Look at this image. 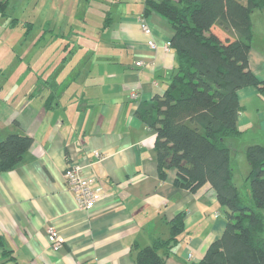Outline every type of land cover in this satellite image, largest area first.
Returning <instances> with one entry per match:
<instances>
[{"label": "crops", "instance_id": "1", "mask_svg": "<svg viewBox=\"0 0 264 264\" xmlns=\"http://www.w3.org/2000/svg\"><path fill=\"white\" fill-rule=\"evenodd\" d=\"M28 1L15 0V8ZM68 1L72 7L57 14L49 11L57 0H36V23L54 24L55 31L26 53L29 64L19 83L0 82V140L16 133L34 141L15 169L0 172V264H136L135 245L144 248L159 237L168 238L169 222L182 212V241L166 262L199 263L224 234L225 209L210 184L197 193L179 188L175 169L161 180L156 135L137 115L140 105L164 93L176 67L173 50L165 48L172 27L158 13L145 17V0ZM82 5L88 9L75 12ZM72 16L93 31L64 34L61 26ZM108 16L111 25L102 32ZM139 18L147 20L152 33L142 30ZM253 18L264 29V11ZM34 33L27 41L42 36ZM55 37L83 43H61L60 48L50 45ZM249 66L258 76L264 52L252 46ZM239 98L246 108L239 126H252L244 101L258 105V92L244 88ZM262 111L256 108L258 115ZM73 162L112 194L91 214L78 209L66 186L64 172ZM50 228L66 240L59 251L50 245Z\"/></svg>", "mask_w": 264, "mask_h": 264}, {"label": "trees", "instance_id": "2", "mask_svg": "<svg viewBox=\"0 0 264 264\" xmlns=\"http://www.w3.org/2000/svg\"><path fill=\"white\" fill-rule=\"evenodd\" d=\"M12 1L0 0V17L8 16ZM144 4L145 17L158 13L170 23L176 60L164 93L137 110L156 135L159 176L166 180L167 172L175 169L174 184L192 193L210 184L227 220L223 236L199 263L191 264H264V144L245 148L246 196L235 181L230 147L245 132L239 126V116L246 110L239 91L253 88L260 98L264 95V80L249 66L253 14L264 11V0H145ZM110 22L108 16L102 32ZM25 24L29 34L34 24ZM33 142L32 137L16 133L0 140V172L15 169ZM185 218L182 212L169 222L168 238L159 237L144 248L135 245L136 264H167L166 255L182 241Z\"/></svg>", "mask_w": 264, "mask_h": 264}, {"label": "rangeland", "instance_id": "3", "mask_svg": "<svg viewBox=\"0 0 264 264\" xmlns=\"http://www.w3.org/2000/svg\"><path fill=\"white\" fill-rule=\"evenodd\" d=\"M65 1L66 0H57V3L49 9L51 5L50 2V5L46 10L49 9L50 12L57 14L60 13V11H63L65 14L66 10H69V7H72V3ZM35 3L36 0H29L22 8L16 9L15 0H13L7 9L8 16L5 18L0 17V82L9 83L12 87L15 86L16 82L19 83L17 80L20 79V74H23V72L26 71L25 68L28 67L29 57L26 56V53L31 49H35V46L39 44L43 35L55 31L56 26L54 24L49 26L48 24L40 25L39 23H36L37 20H35L36 17H34V15L36 14L37 6L35 7ZM87 9V6L82 5L81 9L79 11L75 10V12L84 13ZM38 12L39 14L41 13V7L38 8ZM70 13H72V10ZM13 19H18V21L13 23ZM25 22H32L34 24V30H32L28 36L26 34L27 28ZM58 27H60V25L57 26V32L59 31ZM61 29L66 35L72 32L83 34L93 31L92 26H89L83 20H79L78 17L74 18L73 16L70 18L67 17L65 24L61 26ZM32 32H39L42 36L37 40L27 41V38L31 35L38 34H31ZM254 37L253 48L257 51L264 52V29L262 28V24L258 23L255 25ZM46 43L47 41H42V45ZM61 43L63 45L70 44L73 46L83 42L73 40L62 41L60 38L55 37L50 45L59 46ZM61 46L62 45H60V48ZM65 50L68 51V49ZM71 52L69 54H71ZM68 63L71 64L70 62ZM258 77L261 80H264V69L258 74ZM256 102L258 105H256L252 99L244 101L247 105L248 116L251 119L252 126L241 127V129L245 131L243 136L230 143L233 152L232 168L235 173V181L244 196H246L249 191V183L246 181L249 165L246 160L244 149L250 145L264 144V112L262 111L261 113L263 114L260 113L259 115L257 114L258 112H256V108H264V95L259 98V102Z\"/></svg>", "mask_w": 264, "mask_h": 264}, {"label": "built area", "instance_id": "4", "mask_svg": "<svg viewBox=\"0 0 264 264\" xmlns=\"http://www.w3.org/2000/svg\"><path fill=\"white\" fill-rule=\"evenodd\" d=\"M138 22L144 32L147 34L152 33V29L144 18H139ZM150 47L153 50L157 49V45L152 41ZM169 50L170 43L165 46ZM141 62H137V66H141ZM133 99L137 95H131ZM97 159H103V155L95 152ZM64 178L68 191L72 194L74 202L78 209L86 214H91L101 203L112 198V194L104 190L98 183L97 178L91 176L90 172L84 170V167L77 162H73L67 166L64 172ZM49 242L54 251H59L65 244V238L55 228L48 230Z\"/></svg>", "mask_w": 264, "mask_h": 264}]
</instances>
